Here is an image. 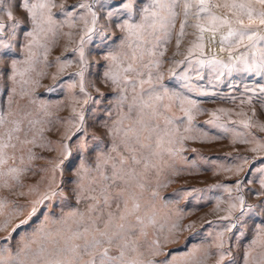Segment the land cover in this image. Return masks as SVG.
<instances>
[{"label": "rangeland", "instance_id": "rangeland-1", "mask_svg": "<svg viewBox=\"0 0 264 264\" xmlns=\"http://www.w3.org/2000/svg\"><path fill=\"white\" fill-rule=\"evenodd\" d=\"M147 2L138 0L134 22L140 21L139 7ZM189 2L193 7L187 17L184 15L185 0H176L175 17L167 9L163 10L161 14L167 17L164 27H158L142 45L143 58H139V52L137 54L135 66L143 73L139 79L147 80L149 73L152 76V91L142 93L143 100L152 103L149 95H164L153 115L151 108L140 102L129 113L128 105L134 95L131 86L122 83L118 87L104 76L112 66L106 57L110 53L127 51L122 43L126 33L114 26L106 15L99 17L97 26L103 28L107 24L108 40L101 46L94 36L92 41L85 43L86 63H81L76 49L83 35V22L77 19L75 27H70L60 11L61 4L71 10L69 6L77 0H54L53 32H48L42 41L47 45V55L45 57L43 48L34 47L36 58L29 60L23 31L31 25L21 7L22 0H0V19L6 25L11 21L4 7H10L14 17L26 25L23 31L18 29V36L11 40L9 49H0L9 53L0 57V116L4 118L0 135L6 134L16 121L20 122L21 128L19 133H14L12 143L16 147L7 149L8 163L0 170L7 173L10 166L23 169L18 178L0 177V201L4 202L0 220L15 216L17 211L21 215L15 217L12 226L26 219L32 210V202L38 200L50 185L55 187L65 177L73 175L82 158L94 168L101 152L113 157L117 152L128 156L125 144L121 142L124 131L115 134L110 129L121 119L122 113H129L120 127L140 128L136 121L143 117L149 128L156 129L151 139H145L147 132L141 134V143L150 144V148L130 142L137 149V158L146 157L149 165L147 169L144 162L134 166L139 175L130 186L141 208L121 221L123 199L113 200L111 207L102 206L103 216L98 226L103 228L107 213L113 212V230L119 223L132 226L133 232L128 239L138 241L139 251L144 253L140 259L152 260L154 264H245L248 252H251L247 257L248 264L264 260V233H260L264 228V92L260 91L264 89V71L255 68L258 49L264 48V42L256 47H252L246 37L239 43L238 37L222 42L229 27H242L236 23L237 10L223 6L230 0H209L210 11L230 21L224 25L218 22L209 25L207 13L197 16L196 0ZM241 2L250 3L257 11L264 10L255 0ZM240 18L244 25L250 24L246 15L240 14ZM120 22L116 20L115 24ZM182 24L183 35L180 34ZM197 24L203 25L205 30L201 32ZM211 27L216 30H209ZM251 29L264 34V25L259 24L258 19L251 22ZM7 32L6 28V43L9 42ZM12 60L22 62L17 65L18 71L30 70L23 77L15 75L13 79ZM67 61L70 63H65ZM129 62L124 61V66ZM249 64L253 65L252 71L247 70ZM81 70L82 78L77 75ZM125 75L135 77L136 73ZM125 87L127 100L121 103V89ZM144 88L149 89V85L145 84ZM165 89L167 95L178 93L184 101L183 106L176 100L171 102L170 108H165L164 105L169 103ZM81 112L84 116L82 124ZM17 135L19 140L15 139ZM69 136L72 138L68 139ZM24 140L30 143H21ZM64 144L72 152L67 159ZM81 144L86 145L87 152L79 148ZM114 145L117 152L112 151ZM62 159L64 164L56 168ZM139 184H143V188ZM122 187L123 184H118L110 191L115 193ZM237 197H243V208ZM89 203L92 202L77 203L75 199L62 202L59 198H51L37 204V211L27 225L15 232H12V226L0 231V247L15 250L41 227L53 234L65 232L68 225L75 227L74 219H78L69 217L72 212L86 213L80 229L83 231V227L90 226L87 219ZM132 203L129 199V209ZM233 204L236 207L230 208ZM92 215L99 216L100 212ZM136 215L145 218L144 225L137 223ZM147 217H152L155 223H148ZM231 224L236 227L229 231ZM9 233L11 238L5 240ZM164 237L170 242L164 243ZM157 238L161 240V251L152 256L149 248L151 241ZM77 242L83 244V240ZM221 242L223 247H219ZM116 252L113 246L110 254ZM221 252L224 253L222 261ZM134 255L126 252V256ZM88 259V255H82L77 264H85Z\"/></svg>", "mask_w": 264, "mask_h": 264}, {"label": "snow or ice", "instance_id": "snow-or-ice-1", "mask_svg": "<svg viewBox=\"0 0 264 264\" xmlns=\"http://www.w3.org/2000/svg\"><path fill=\"white\" fill-rule=\"evenodd\" d=\"M255 3L261 5L262 9H264V0H255ZM137 5L138 0H111V2H109V0H77L76 4L69 6L71 10H66L65 6L61 4L60 11L61 14L66 17L64 22L69 23L70 27H75L74 21L77 19L83 22V35H81L80 45L76 49V51L79 52L81 63H86L84 59L85 43L92 41L94 36L98 38L101 46L108 40L107 24L103 28H98L97 26L98 19L101 15H106L114 26L119 27L121 32L126 33L122 43L127 48V51L122 50L119 53H110L109 56L106 57V59L111 60L112 66L104 73V76L118 87L122 83L126 86H131L134 95L132 97V103L128 105L129 113H131L137 102H140L144 107L151 108L153 115H155L158 105L164 100V95L157 94L154 97L149 95V99L152 100V103L143 100L142 93L146 91L151 93L152 91V76L151 73H149L147 80L139 79L143 73L137 69L135 62L138 52L139 58H143L142 45L148 42V38L154 35L158 27H164V22L167 17L161 14L162 11L167 9L171 16L175 17L176 13L173 9L176 6V0H148L147 3L139 7L140 21L134 22V17L137 14ZM195 6L199 9L197 16H199L200 13H207L209 25H216L217 22L220 25L230 24L227 17L216 16L210 11L209 0H196ZM223 6L237 10L236 23L240 24L242 27L239 29L229 27L227 35L221 38L222 42L227 41L230 37H238V43L242 42L246 37L252 47H256L261 42H264V34H260L251 29V22L257 19L259 20V24L264 25V10L257 11L250 3L241 2V0H230L229 3H225ZM21 7L25 10L27 21L30 23L31 27L27 31H23L26 25L14 17L10 7H4L3 10L11 23L6 25L3 20L0 19V49H9L11 47V40L18 36V29H20L27 39V43L24 47L29 53V60H34L36 58L37 54L33 51L34 47L37 49L43 48L46 57L48 49L47 45L42 41L46 38L48 32H53L52 26L55 22L52 19V8L55 7L54 0H22ZM191 7H193L192 3H190L189 0H185V17H187ZM216 7H220V5H216ZM240 14L247 16L250 22L249 25H244V21L240 18ZM116 20H121V22L116 25ZM196 26L200 28L201 32L205 30L204 26L201 24H197ZM6 28L8 29V43L5 42ZM149 29H151V31H149ZM209 30L215 31L216 29L215 27H211ZM180 34L183 35V24L181 25ZM67 35L71 36V33ZM201 39H203L202 36ZM177 45H179V40L177 41ZM200 47L202 48L203 46L200 45ZM258 52L259 59L255 61V68L264 71V48L258 49ZM160 54L163 55V53ZM7 55H9L7 51H0V57ZM57 60H59V57H57ZM128 60L131 62L127 63V66H124V61ZM20 63L22 62L18 60H12L11 62L13 79L15 75L23 77L25 73L30 70L26 68L23 71H18L17 65ZM65 63H70V61ZM201 63H203V61H201ZM247 70L252 71L253 65L249 64ZM61 71H63V66L61 67ZM133 72L136 73L135 77L125 75L126 73ZM77 75L82 78L83 70L77 73ZM137 84L140 86L139 93H137ZM145 84L149 85V89L144 88ZM81 91H84L83 84H81ZM126 91L127 87L121 89V103L127 100V95H125ZM260 91L264 92V89H260ZM165 95H167V89H165ZM167 98L169 103L164 105L165 108H170L171 102L176 100H180L183 106L184 101L180 99L178 93L173 92L171 95H167ZM188 103H191V101ZM185 111L187 112L189 110L185 109ZM129 113H122L121 119L116 121L113 128L110 129V132L115 134L124 131V139L121 142L125 144V148L129 153L128 156L117 152L116 146L114 145L112 151L117 152V155L113 157L110 154L101 152L96 157L94 168L82 158L80 166L75 170L73 175L65 177V179L55 187L50 185L48 190L43 193L38 200L32 202V210L26 219H21L19 223L12 226L15 217L21 215V212L17 211L15 216H9L4 220H0V231H6L9 226H12V232H15L20 227L27 225L31 217L35 215L37 211L35 205L43 204L51 198H59L62 202H71L72 199H75L77 203L84 200L92 202L89 203L87 207V219L90 221V226L83 227V231H81L80 229L84 225L86 213H69V217H78V219H74L75 227L68 225L65 232H57L56 234L51 233L45 227L38 228L34 231L30 239L25 238L21 245L15 250L10 247H0V264H77V261L82 255L89 256L85 264H154L152 260L145 262L140 259L144 253L139 251L137 246L138 241L128 239L129 234L133 232L132 226L126 227L124 223H119L115 225V230H113V212L109 211L107 213L108 219L104 221L103 228L98 226V222L103 216L102 206L111 207L113 200L123 199L124 213L120 216L121 221L126 219V215L134 214L141 208L140 203L136 202V194L130 191V186L139 175L134 166L144 162V167L147 169L149 165L146 157L137 158V149L132 146L130 142L134 141L136 144H140L142 148H150V144L141 143V134L147 132L145 139H151L156 129L149 128L143 117L136 121V123L141 126L140 128H134L131 125L126 129L120 127V125L123 124V120L129 117ZM188 118L191 120V115H189ZM79 119L82 124L84 121L82 112L79 114ZM167 122L171 123V121ZM3 123L4 118L0 116V124ZM14 125L15 126L10 128L6 134L0 135V168L8 163L9 157L7 155V149H14L16 147V145L12 143V140L14 139V133H19L21 131L20 122L16 121ZM245 126H247V124ZM71 138V136L68 137V139ZM15 139L19 140V136H15ZM21 143H30V141L24 140L21 141ZM79 148L84 152L88 151L84 144L79 145ZM253 151H257V149H253ZM63 152L67 153L65 159L72 155L67 144L63 145ZM29 158L31 159L32 157L30 156ZM21 161L23 162V158H21ZM62 164H64L63 159L60 160L55 167L60 168ZM109 167L111 169L110 174L108 173ZM240 170L241 169H238L237 171ZM21 171H23V169L10 166L8 167L7 173L0 170V177L9 175L15 179L18 178ZM63 171L64 170L61 169L62 174ZM93 173H95V175ZM118 184H123L124 187L112 193L110 189ZM4 186H8L6 180L4 181ZM138 186L143 188V184H139ZM153 195L155 196L156 193H153ZM126 196L127 198H125ZM129 199L133 201L131 209L128 208ZM237 199L240 201L241 208H243V197H237ZM3 205L4 202L0 201V208H2ZM119 207L120 205L117 203V208ZM235 207V204L230 206V208ZM97 212H100L99 216L92 215ZM229 215H231V213H229ZM241 215H243V212ZM135 219L138 224L144 225V217L136 215ZM223 219H229V217H224ZM147 220L148 223H155L152 217H147ZM173 227H175V225ZM187 227H191V225ZM233 227H236V225H229L228 230L230 231ZM260 233H264V228L260 230ZM260 233H258V235ZM142 234L147 235L146 232H142ZM220 235L222 236L223 233ZM10 238L11 233L4 237L5 240ZM79 240H83V244L78 243L77 241ZM163 242H170L169 238L164 237ZM253 243H255V241H253ZM33 245H35V247H33ZM160 245L161 240L159 238L151 241L149 250L152 256L160 254ZM113 246L117 249L115 255L110 254ZM219 247H223V242H221ZM126 252H131L135 255L131 257L126 256ZM250 255L251 252L245 254V264H248L247 257ZM68 256L71 258L66 259ZM223 259L224 253L221 252L220 260L222 261ZM258 264H264V260L259 261Z\"/></svg>", "mask_w": 264, "mask_h": 264}]
</instances>
